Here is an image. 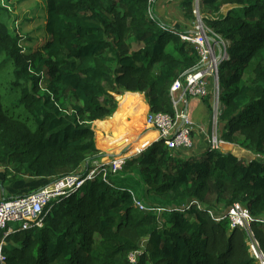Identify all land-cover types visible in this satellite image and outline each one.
Here are the masks:
<instances>
[{"label":"trees","instance_id":"trees-1","mask_svg":"<svg viewBox=\"0 0 264 264\" xmlns=\"http://www.w3.org/2000/svg\"><path fill=\"white\" fill-rule=\"evenodd\" d=\"M154 1L47 0L48 37L26 52L0 0V166L52 179L89 169L103 157L94 122L107 147L109 138L138 131L115 113L127 91L145 93L150 111L175 115L171 87L200 56L181 37L190 30L151 13ZM194 2H181L187 16ZM199 7L229 41L219 135L263 158L211 147L179 157L154 141L108 181L99 173L54 202L42 227L9 236L6 264H132L129 254L140 249L136 264H259L247 231L209 210L219 216L235 203L245 206L264 252V0H200ZM136 198L184 208L159 215L139 209ZM191 201L202 207L185 208Z\"/></svg>","mask_w":264,"mask_h":264},{"label":"built area","instance_id":"built-area-1","mask_svg":"<svg viewBox=\"0 0 264 264\" xmlns=\"http://www.w3.org/2000/svg\"><path fill=\"white\" fill-rule=\"evenodd\" d=\"M181 37L195 45L200 56V64L194 70L186 73L183 78L177 79L171 87L175 115L149 111L145 118L148 126L159 132L156 141L164 140L167 148L172 151L190 150L194 147V122L183 109L179 108L180 104L185 103L188 97L211 96L214 118H218V112L222 105L220 66L229 59V41L210 28L199 13L194 29L181 33ZM214 125L218 126V122ZM214 134L210 137L209 147L230 151L225 147V144L231 143L222 140L218 132ZM112 152L111 150L103 151V157L94 161L89 169L83 171L82 168L76 173L54 178L49 184L38 190L0 198V264H6L4 247L8 243L9 236L20 230H28L36 226L42 227L44 216L54 202L81 190L83 185L94 179L97 174H102L108 181L109 175L122 171L127 156ZM135 203L139 209L159 215L184 208L150 205L141 198H136ZM192 203H198L199 208L202 207L199 202L191 201L185 208L189 209ZM209 212L217 221L228 220L231 228L245 229L251 254L259 264H264V252L251 229V224L255 219L245 206L235 203L226 213L219 216L211 210ZM13 224H17V227ZM141 253L142 249L131 252L129 254L130 262L136 264Z\"/></svg>","mask_w":264,"mask_h":264},{"label":"rangeland","instance_id":"rangeland-1","mask_svg":"<svg viewBox=\"0 0 264 264\" xmlns=\"http://www.w3.org/2000/svg\"><path fill=\"white\" fill-rule=\"evenodd\" d=\"M5 4L10 7V10L12 12V18L10 20V27L15 30V33L20 37V44L22 45L23 49L26 52H29L33 49H36L39 46V43H43V41L46 40L48 37V33L45 29V23H46V16H47V0H4ZM182 0H155L152 4L151 7V13L156 15V17L166 26L171 27L173 29L177 30H193L196 23L198 22V13L200 14V7H199V2L200 0H195V8H194V13L193 16H187L186 11L182 9L180 6ZM230 6H225L222 9V12L225 13L228 9H230ZM198 12V13H197ZM207 15V14H205ZM202 16V15H201ZM212 17H216V15L211 14ZM15 20V21H14ZM13 30V31H14ZM139 44L135 42V47H138ZM133 100L126 99L124 98L123 100H120V109L116 111L117 114L121 112V117L120 120L122 119L123 123L126 124V109L131 106H137L133 103ZM139 108V106H138ZM141 117H136V120L139 119V122L142 124V130L144 131L148 128L152 129L151 127L148 126L146 123L145 119L143 121V113L139 112L137 113L136 116ZM118 117V115H117ZM214 118V117H213ZM143 122V123H142ZM213 122L216 123L218 122V118L215 117L213 119ZM95 133H96V142L98 145V148L100 150H115L114 152L121 150V152L125 153V150L128 149L129 141L126 143L125 140H116L115 138L111 137L109 138V146L102 144L96 128L95 124L93 125ZM130 127V125H129ZM215 129V130H214ZM214 129L211 127L210 123V131L209 135L210 137L215 133L218 132V126L214 125ZM217 129V130H216ZM219 133V132H218ZM215 135V134H214ZM136 137V136H135ZM132 134H129L127 136L128 138H135ZM220 137V135H219ZM193 138L194 132H193ZM138 140H135L132 142L131 146L129 147L132 151V153L142 150L146 148L148 145L144 142L141 141L138 142ZM210 142V141H209ZM137 143V144H135ZM210 144V143H209ZM196 145V144H195ZM190 150H182V151H173V154L175 156H182V157H192L196 156L194 153V149H196V146ZM107 148V149H105ZM124 149V150H123ZM208 149V148H207ZM231 151V150H230ZM250 151V150H247ZM179 152L181 154H179ZM205 152L203 153V155ZM241 153L239 158H246V159H254V158H263L261 155H256L253 152L248 153V152ZM127 157L132 156V154L125 155ZM0 189L1 186L3 187L1 190L9 191V189H12L11 193H13V190L16 189L15 191L19 194L26 193V192H31L34 189L39 188L40 186H45L48 183V180L44 178H37V177H31L29 175H26L24 172H17L14 170L12 165L6 167L0 166ZM17 177H14L16 176ZM8 193V192H7Z\"/></svg>","mask_w":264,"mask_h":264},{"label":"crops","instance_id":"crops-1","mask_svg":"<svg viewBox=\"0 0 264 264\" xmlns=\"http://www.w3.org/2000/svg\"><path fill=\"white\" fill-rule=\"evenodd\" d=\"M126 94H129V95L126 96L125 98L133 100L134 102H130V103H133L137 106H131V107H128L126 109V118H125L126 124L125 125H127V127H126L127 129L132 127L133 130H138V131L133 133V136L134 137L136 136L135 138H128L127 139V136H129V133L125 134L124 140L126 143L129 141L128 142L129 143L128 148L131 146L132 142L135 140H138V142H140V143H141V141H144L149 146L150 144H152L154 142L155 138L158 136V132L155 129H153L152 127H151L152 129L147 127V129L145 131H144V129L142 130V127H141L142 124L139 122V119L136 120V117L138 118V117L142 116V114L140 116H136L137 113L139 112V108H140V112L143 113V115H144L143 121L146 118L147 113L150 111V105L148 103L146 95H145V93L130 92V91H127L124 94H120V95H126ZM118 102H119V106H118V109L116 111H118L119 109L121 111L120 101L118 100ZM138 106H139V108H138ZM179 108L183 109L184 112L188 114V117H190L192 119V121L194 122V126H195L194 131H193L194 136H195L194 145L196 144L195 145L196 149H194V153L196 154L197 157H199V155H202L204 152H206L207 148H209V146H210V144H209L210 143L209 142L210 141V135H209L210 123H211V127L214 129V122H213L214 108L212 105V98H211V96H207L204 98L188 97L186 99L185 103L180 104ZM118 115L120 118L122 116L121 112H119ZM121 121H122V119H121ZM94 124H95V122L93 123V125ZM129 125H130V127H129ZM116 133H117V131L115 129L111 130L112 135H115ZM137 143H135V144H137ZM146 148L139 150V151H136L134 153H132V151L130 150L131 152H128L127 154H132V156L139 155ZM105 149H107V148H105ZM105 151H109V149H107ZM111 151L114 152L115 150L111 149ZM102 152H103V150H102ZM113 154L124 155L125 153L124 152L122 153L121 150H119V152L116 151ZM44 179L48 180V183H46V184H49L52 181V178H44ZM42 187H44V186H40L39 188L34 189V190H38ZM2 188L3 187L1 186V189ZM1 189H0V198H8L11 196L19 195V193H17L15 191L16 189L13 190V193H11L12 189L8 188L9 191H5V192ZM16 225L17 224H13V226H16Z\"/></svg>","mask_w":264,"mask_h":264},{"label":"bare ground","instance_id":"bare-ground-1","mask_svg":"<svg viewBox=\"0 0 264 264\" xmlns=\"http://www.w3.org/2000/svg\"><path fill=\"white\" fill-rule=\"evenodd\" d=\"M156 130V129H155ZM157 132H158V130H156ZM158 135H159V132H158ZM158 138V136L155 138V140ZM154 140V141H155ZM225 147L227 148V149H230L234 154H236V155H238V156H240L241 155V153L242 152H244V154H245V152H250V153H252L251 151H247V149H244V148H241V147H239V146H237V145H235V144H225ZM243 154V155H244ZM127 155H129V154H127Z\"/></svg>","mask_w":264,"mask_h":264},{"label":"water","instance_id":"water-1","mask_svg":"<svg viewBox=\"0 0 264 264\" xmlns=\"http://www.w3.org/2000/svg\"><path fill=\"white\" fill-rule=\"evenodd\" d=\"M112 153H114V152H112Z\"/></svg>","mask_w":264,"mask_h":264}]
</instances>
